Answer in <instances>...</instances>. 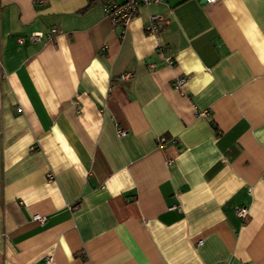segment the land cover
Returning <instances> with one entry per match:
<instances>
[{"label":"crops","instance_id":"obj_1","mask_svg":"<svg viewBox=\"0 0 264 264\" xmlns=\"http://www.w3.org/2000/svg\"><path fill=\"white\" fill-rule=\"evenodd\" d=\"M108 3L0 0V264H264V0Z\"/></svg>","mask_w":264,"mask_h":264},{"label":"built area","instance_id":"obj_2","mask_svg":"<svg viewBox=\"0 0 264 264\" xmlns=\"http://www.w3.org/2000/svg\"><path fill=\"white\" fill-rule=\"evenodd\" d=\"M157 1L159 0H123L122 2H110L103 7V11L107 15V17L110 19L113 25H120L123 28H125V26L131 21L133 16L136 14L139 6L147 5L150 3L157 2ZM203 1L206 3H211V2H215L216 0H203ZM162 24H163L162 17L158 15H151L146 23L145 30L149 34L154 33L162 27ZM56 32L57 30L51 27L47 30L45 35L47 38H52ZM41 36L42 34L40 32H33L25 37H18L17 42L19 44L25 41L36 42L41 39ZM167 61L169 64L171 65L173 64V60L171 57H167ZM131 76L132 74L129 72L125 73L124 75V77L126 78H129ZM184 82H185V77H182V76L176 77L172 81V86L175 89H179ZM117 134L119 136L125 135L126 130L118 127ZM237 215L241 219L245 220L248 215L247 209L245 207L238 208ZM33 217L35 220H38L40 222L44 220L42 216L37 215V214L34 215ZM198 243L200 244L201 241H199ZM50 261H51V257L47 256L44 264H49ZM223 264H229V263L224 262Z\"/></svg>","mask_w":264,"mask_h":264},{"label":"trees","instance_id":"obj_3","mask_svg":"<svg viewBox=\"0 0 264 264\" xmlns=\"http://www.w3.org/2000/svg\"><path fill=\"white\" fill-rule=\"evenodd\" d=\"M92 1H95V0H91V2ZM100 2H102V3H108V2H110V1H112V0H99Z\"/></svg>","mask_w":264,"mask_h":264}]
</instances>
